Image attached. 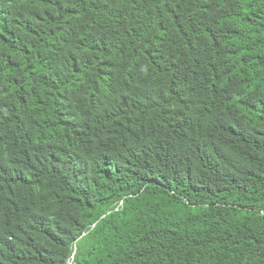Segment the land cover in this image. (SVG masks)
<instances>
[{
    "label": "trees",
    "instance_id": "obj_1",
    "mask_svg": "<svg viewBox=\"0 0 264 264\" xmlns=\"http://www.w3.org/2000/svg\"><path fill=\"white\" fill-rule=\"evenodd\" d=\"M0 264H264V0H0Z\"/></svg>",
    "mask_w": 264,
    "mask_h": 264
}]
</instances>
